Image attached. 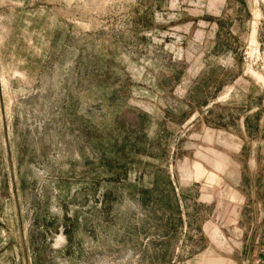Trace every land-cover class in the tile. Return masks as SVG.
Segmentation results:
<instances>
[{
    "label": "rangeland",
    "instance_id": "374dc122",
    "mask_svg": "<svg viewBox=\"0 0 264 264\" xmlns=\"http://www.w3.org/2000/svg\"><path fill=\"white\" fill-rule=\"evenodd\" d=\"M0 264H264V0H0Z\"/></svg>",
    "mask_w": 264,
    "mask_h": 264
},
{
    "label": "crops",
    "instance_id": "0c3cea01",
    "mask_svg": "<svg viewBox=\"0 0 264 264\" xmlns=\"http://www.w3.org/2000/svg\"><path fill=\"white\" fill-rule=\"evenodd\" d=\"M219 167V165H217ZM203 174V170L199 167L196 166V175L201 176Z\"/></svg>",
    "mask_w": 264,
    "mask_h": 264
}]
</instances>
